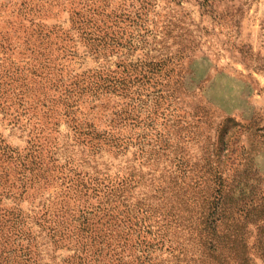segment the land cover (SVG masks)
<instances>
[{"label":"rangeland","instance_id":"obj_1","mask_svg":"<svg viewBox=\"0 0 264 264\" xmlns=\"http://www.w3.org/2000/svg\"><path fill=\"white\" fill-rule=\"evenodd\" d=\"M23 1L0 0V144L13 156L0 157V215L20 213L23 220L22 231L0 234V255L11 254L17 264H66L74 241L70 234L52 240L46 218L69 232L79 211L102 200L93 193L95 174L128 175L131 166L160 174L178 153L188 170L223 174L233 216L227 264H264V0H87L94 9L122 13L118 26L126 36L149 29L158 36L154 53L172 56L138 89L153 104L140 123L124 129L133 138L128 149H90L66 115L68 105L76 106L83 125L102 131L120 102L116 95L66 100L63 88L76 77L113 71L118 60L88 52L72 23L80 0H50L51 8L48 0ZM37 2L44 4L38 14L30 10ZM137 14L142 20L135 21ZM68 30L76 43L63 41ZM153 191L136 194L150 200ZM195 191L201 217L209 199ZM187 254L211 264L200 248Z\"/></svg>","mask_w":264,"mask_h":264},{"label":"trees","instance_id":"obj_2","mask_svg":"<svg viewBox=\"0 0 264 264\" xmlns=\"http://www.w3.org/2000/svg\"><path fill=\"white\" fill-rule=\"evenodd\" d=\"M49 1L47 5L51 8ZM23 2L30 4L27 0ZM43 5L39 2L31 4L30 10L38 14ZM79 5L81 10L74 12L72 23L79 37L87 43L88 52L97 60L109 62L113 55L118 60L113 71L106 69L94 76L83 74L76 77L63 88L66 100L77 103L87 97L94 102L95 99H109L110 95H116L120 102L112 112L110 128L102 131L92 123L83 125L82 119L86 117H76L79 112L73 109L76 106L68 105L66 115L74 122V136L90 149H101L102 145L109 148L126 146L128 149L133 138L129 137L131 132L127 136L125 130L140 123L145 113L152 110V97L144 96L138 89L148 83L152 79L150 74L160 70L172 56L154 53L153 44L158 36H153L149 29L139 37L126 36L118 26L122 13L107 12L102 7L94 9L87 0H80ZM99 16L106 18L98 21L96 17ZM136 20H142V16L135 15ZM63 33L66 35L64 42L69 38L76 43L69 30ZM100 106L92 105L91 109ZM140 147L143 150L144 146ZM10 153L12 150L8 146L0 144L1 159L13 158ZM169 159L170 167L164 168L160 174L157 170L145 173L136 166H131L132 170L123 176L122 171L113 175L108 171L95 174L93 193H99L102 200L94 208L79 211L78 220L69 232L59 229V225H52V221L46 218L42 225H49L47 228L52 240L63 239L70 234L74 241L72 256L64 263L196 264L193 255L188 258L187 249L197 247L211 264H227V231L233 216L229 213L232 205L227 199L223 174L213 169L188 170L178 153H173ZM147 160L152 161L153 158L148 157ZM22 173L19 181L24 184L27 177L25 172ZM165 175L171 179L168 184ZM142 187L154 188L153 201L136 194ZM195 190L205 191L206 199H209L201 217L195 215ZM22 221L20 213L0 215V234L5 228L8 232H15L17 228L22 231ZM165 255L167 259L163 257ZM124 258H132V261L124 262ZM27 262L33 264L30 259ZM0 263L17 264L11 254L0 255Z\"/></svg>","mask_w":264,"mask_h":264}]
</instances>
